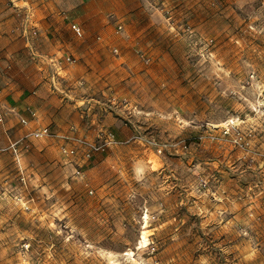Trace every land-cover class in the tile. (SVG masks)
Masks as SVG:
<instances>
[{
  "label": "rangeland",
  "instance_id": "rangeland-1",
  "mask_svg": "<svg viewBox=\"0 0 264 264\" xmlns=\"http://www.w3.org/2000/svg\"><path fill=\"white\" fill-rule=\"evenodd\" d=\"M58 7L116 142L1 151L0 115V264H264V0L14 2L29 38Z\"/></svg>",
  "mask_w": 264,
  "mask_h": 264
},
{
  "label": "crops",
  "instance_id": "crops-1",
  "mask_svg": "<svg viewBox=\"0 0 264 264\" xmlns=\"http://www.w3.org/2000/svg\"><path fill=\"white\" fill-rule=\"evenodd\" d=\"M23 1L0 0V115L5 122L3 130L11 131L15 140L42 127H48L52 133L85 139L95 128H99L98 131L104 126L116 129L119 124L109 112L102 120H96L95 115L86 118L94 112L91 109L95 106H82L92 99L83 96L81 67L65 61L69 55L77 56L80 44L71 36L70 24H77L73 13L68 18L74 22L67 24L60 15L63 8L51 9L46 13L51 15L48 23L36 26L38 38L32 35L29 38L23 23L29 22L25 25L28 28L35 27V24L31 25L33 18L19 19L14 10V2L20 6ZM20 119H24L27 125L20 124ZM92 125L94 129L88 130ZM31 141L34 152L44 149V153H50L54 146L59 151L63 144L62 140L55 138Z\"/></svg>",
  "mask_w": 264,
  "mask_h": 264
},
{
  "label": "built area",
  "instance_id": "built-area-1",
  "mask_svg": "<svg viewBox=\"0 0 264 264\" xmlns=\"http://www.w3.org/2000/svg\"><path fill=\"white\" fill-rule=\"evenodd\" d=\"M70 30L76 38H82L83 31L77 24H70ZM31 35L33 38H37V31L33 30ZM65 61L70 62L68 57ZM19 123L23 126L27 125V122L24 119H20ZM233 129L234 126L230 123L222 127L221 132L223 135H227ZM42 138H55L62 140L63 144L60 146V153L63 156H70L73 158H76L77 155H79L78 160H81V162L87 161L92 153L103 150L104 146H108L116 142L111 133L104 134L103 143H95L83 137L68 136L58 132L52 133L48 127H42L35 128L29 131L25 136L15 139L10 142L7 147L2 148L1 151H11L14 154H18L20 150H26L29 148L27 140H40ZM238 139H240V137H238ZM157 152L160 153L161 149H158ZM89 193H91V191Z\"/></svg>",
  "mask_w": 264,
  "mask_h": 264
},
{
  "label": "bare ground",
  "instance_id": "bare-ground-1",
  "mask_svg": "<svg viewBox=\"0 0 264 264\" xmlns=\"http://www.w3.org/2000/svg\"><path fill=\"white\" fill-rule=\"evenodd\" d=\"M142 243H143L142 245H144L145 244V240H143Z\"/></svg>",
  "mask_w": 264,
  "mask_h": 264
}]
</instances>
